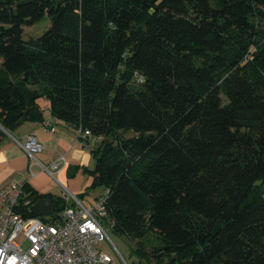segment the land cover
Listing matches in <instances>:
<instances>
[{
  "label": "trees",
  "instance_id": "trees-1",
  "mask_svg": "<svg viewBox=\"0 0 264 264\" xmlns=\"http://www.w3.org/2000/svg\"><path fill=\"white\" fill-rule=\"evenodd\" d=\"M42 99L138 258L264 264V0H0V145Z\"/></svg>",
  "mask_w": 264,
  "mask_h": 264
},
{
  "label": "built area",
  "instance_id": "built-area-1",
  "mask_svg": "<svg viewBox=\"0 0 264 264\" xmlns=\"http://www.w3.org/2000/svg\"><path fill=\"white\" fill-rule=\"evenodd\" d=\"M138 81L142 82V77ZM78 133L82 140L90 138L89 131L81 127ZM13 142L29 158L30 167L36 165L50 176L65 164L64 157L60 156L49 166H43L37 159L43 145L33 134L22 140L13 139ZM86 147L89 149L88 145ZM24 190L17 182L0 189V264L111 263V258L96 248L107 240L117 252L107 232V228H112L105 213L109 189H105L92 206H85L77 195L62 188L59 197L62 210L56 212L54 208L52 214L43 217L28 216L35 202ZM21 243H26L27 247L22 248Z\"/></svg>",
  "mask_w": 264,
  "mask_h": 264
},
{
  "label": "crops",
  "instance_id": "crops-1",
  "mask_svg": "<svg viewBox=\"0 0 264 264\" xmlns=\"http://www.w3.org/2000/svg\"><path fill=\"white\" fill-rule=\"evenodd\" d=\"M47 102L42 99L38 103L42 114L41 121L25 122L11 132L3 131L5 137L0 145V189L11 182H17L23 187L28 186L39 195H50L55 199L60 197L61 189L66 188L77 195L85 206H92L97 198L89 200L87 190L96 188L92 187L93 179L86 171L94 169L95 161L85 145V140L80 139L78 130L50 116ZM47 124L54 130L47 128ZM29 134L35 135L43 145V151L37 156L43 166H49L60 156L64 157L65 164L54 171L53 176L36 165L30 167L29 158L13 142V139L22 140ZM90 144L93 145L91 140ZM121 239L130 246L125 253L126 259L118 251L111 254L104 252L111 258L110 264H156L138 258L133 244L123 237Z\"/></svg>",
  "mask_w": 264,
  "mask_h": 264
},
{
  "label": "rangeland",
  "instance_id": "rangeland-1",
  "mask_svg": "<svg viewBox=\"0 0 264 264\" xmlns=\"http://www.w3.org/2000/svg\"><path fill=\"white\" fill-rule=\"evenodd\" d=\"M49 27H50V21H49V19L47 17H44L36 25L23 29L24 30L23 39L27 40L30 37L37 38V37L41 36L47 30V28H49ZM131 135L132 134L128 133L126 136H131ZM93 168H94V166H93ZM261 190H262L261 192H264V188H261ZM87 192H88L89 200H94L95 198L99 199L100 196H103L104 189L98 187L96 189L87 190ZM262 197L264 198V194H262ZM107 232H108L110 240L114 244V247H116V250L118 252H120V254L125 258L126 250L128 251L130 246L128 244L127 245L124 244V242L121 239V237L113 235L109 228H107ZM21 246H22V248L25 249L27 247V244L26 243H21ZM96 248L98 250L102 251V252H106V253H110V254L112 252L115 253V250H113L114 248L110 245V243L107 240H105V241L101 242L100 244H98L96 246Z\"/></svg>",
  "mask_w": 264,
  "mask_h": 264
},
{
  "label": "water",
  "instance_id": "water-1",
  "mask_svg": "<svg viewBox=\"0 0 264 264\" xmlns=\"http://www.w3.org/2000/svg\"><path fill=\"white\" fill-rule=\"evenodd\" d=\"M104 141L103 149L105 148V145L108 144V140H103V139H91V143L93 145L95 144H100ZM53 199H44L35 202L34 205L32 206V212L34 216L38 217H43V216H48L53 213L54 210V203ZM167 261H165V264Z\"/></svg>",
  "mask_w": 264,
  "mask_h": 264
}]
</instances>
